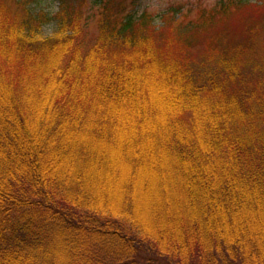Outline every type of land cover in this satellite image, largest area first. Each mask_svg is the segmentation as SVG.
I'll list each match as a JSON object with an SVG mask.
<instances>
[{"label": "trees", "instance_id": "obj_1", "mask_svg": "<svg viewBox=\"0 0 264 264\" xmlns=\"http://www.w3.org/2000/svg\"><path fill=\"white\" fill-rule=\"evenodd\" d=\"M14 1L15 15L0 1V264H264V62L254 39L226 40L264 0L190 21L179 5L161 29L97 0L86 50L81 13ZM202 39L220 53L180 54Z\"/></svg>", "mask_w": 264, "mask_h": 264}, {"label": "rangeland", "instance_id": "obj_2", "mask_svg": "<svg viewBox=\"0 0 264 264\" xmlns=\"http://www.w3.org/2000/svg\"><path fill=\"white\" fill-rule=\"evenodd\" d=\"M0 1H4L3 5L7 7L12 12V14L14 13L16 14L17 12L22 10V7L18 6L14 0H0ZM33 1L34 2L30 6L34 12L44 11L50 14V17L52 18L55 16L57 12H59L64 8L67 9V13H70L73 19H77L79 13H81V17H79L75 22L77 23V27L79 29V35L77 36V39L80 42L79 46L86 50L98 42V38L100 35L99 27L102 17L100 14L101 4L95 3L97 2V0H66L64 3L63 0H33ZM238 1L240 2L242 1L244 2V4L258 5L261 4L262 0H102V2L106 4L114 5L120 8V10L124 12V14L126 12L132 13L135 15V17L140 16L142 13L145 12L150 14L155 20L153 22V25H155L156 29H161L162 27H164L162 20L164 15H168V13L171 10L175 9L179 5H183L184 7L182 9V12H179L177 16H179L181 19L184 20L188 18V21H190V20H195L196 18H199L200 20L199 16L201 12L205 9L211 10L213 8H219L224 4L226 5L229 2L237 3ZM186 12H188V16L185 15ZM260 14H261L260 15L261 18L257 17V20L255 19L248 22L249 23L248 30L247 29L244 30L243 33L239 35L237 33L236 35L232 32V36L235 39L228 38L226 40L229 45L228 47L232 48L233 46L235 47L237 45V42H241V39L244 40L246 37L248 38H246L245 40H250L251 38L254 39V41L252 40L250 41L249 46L251 47L249 48V51L254 50L256 61L264 62L261 59L259 60V57L264 56V16H262L264 15V13H260ZM182 15L185 16L182 17ZM242 15H244V13L240 14L239 16ZM237 19H239V17H237ZM232 20L233 19L227 21L216 20L217 22H221L218 23L217 26H220L222 24H225V26L227 24L228 26L229 25L228 23L235 21V19L233 21ZM56 29H57V24L53 20L43 27L42 35L44 37L53 36L56 32ZM245 31H250V34L246 33ZM229 33H230L229 31L216 32V34L218 35L222 34L223 36ZM206 45L207 42L205 39H202V41L198 40L195 42H186L183 45L185 47L184 51L181 52L180 49L179 52L180 54L183 53V55L186 56L187 58L191 57L193 58V60H197V61L200 58H202V56H200L199 54L204 49L206 50V52H210L211 56L218 55L220 53L221 48L212 47L211 44L209 47H207L208 45L207 46ZM223 47H227L225 42ZM246 50L248 51V49ZM175 51H177V49H175ZM247 76L250 77L249 75ZM255 77L253 76V79H256ZM258 86H259V81H258ZM22 98H23L22 102L24 104L27 103L26 97L24 96ZM257 146H259V144H257L256 147Z\"/></svg>", "mask_w": 264, "mask_h": 264}]
</instances>
